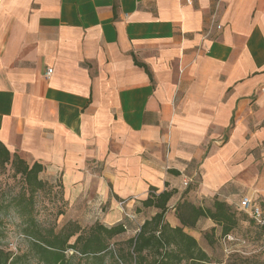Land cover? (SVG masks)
<instances>
[{"label":"crops","instance_id":"obj_1","mask_svg":"<svg viewBox=\"0 0 264 264\" xmlns=\"http://www.w3.org/2000/svg\"><path fill=\"white\" fill-rule=\"evenodd\" d=\"M263 85L264 0H0V142L79 224L134 234L151 189L173 228L183 200L264 213Z\"/></svg>","mask_w":264,"mask_h":264},{"label":"trees","instance_id":"obj_2","mask_svg":"<svg viewBox=\"0 0 264 264\" xmlns=\"http://www.w3.org/2000/svg\"><path fill=\"white\" fill-rule=\"evenodd\" d=\"M6 166L23 182L22 188L11 199V205L23 219V233L30 241L29 253L25 254H14L0 245V264H30L32 258L37 264H75L76 255L99 257L106 254L110 241L128 231L124 222L111 226L95 222L88 229L81 228L75 222H68L59 231L42 229L34 218V196L47 186L39 178L43 166L36 162L28 164L0 142V168ZM173 194L172 190L158 194L154 189L150 190L148 197L142 202V207L153 209L155 213L142 224L135 225L134 236L126 241L128 249L122 252L125 256L118 258V263L211 264L205 250L184 230L195 229L200 220L210 221L213 226L204 234V239L208 246H212L217 231L214 228H218L219 237L225 239L235 232L240 217L249 215L239 208V204L234 208L215 199L209 207H201L183 200L174 206L180 226L173 228L165 220ZM125 219L133 223L128 218ZM2 236L0 224V238ZM68 251L72 252L70 256H67Z\"/></svg>","mask_w":264,"mask_h":264},{"label":"rangeland","instance_id":"obj_3","mask_svg":"<svg viewBox=\"0 0 264 264\" xmlns=\"http://www.w3.org/2000/svg\"><path fill=\"white\" fill-rule=\"evenodd\" d=\"M46 183V188L37 192L34 196V218L40 227L59 231L68 222L79 224L78 221L81 215L78 211L68 210L67 202L63 198L60 188H58V182ZM22 186L23 182L20 177L14 176L9 166L0 168V204L2 205L0 207V224L3 232L0 245L14 254L29 253L30 240L23 233L24 221L15 212L14 206L11 205V199L15 197ZM134 220H132L133 223ZM92 224L94 223H81L79 225L81 228L88 229ZM102 224H105V222H102ZM135 225L137 226V223ZM200 229L197 230L200 235L198 242L200 247L207 252L211 264H264V227L257 225L249 215L246 214V217H240L235 232L225 239L219 237L218 228H214L217 231H215V242L212 246H208L204 239V234L208 233L211 227ZM133 236L132 230L128 228L125 234L110 241L111 244L106 254L99 257L76 255L74 263L116 264L118 258L122 259L125 256L122 252L128 249L126 241ZM71 254V251L67 252V256ZM30 264L37 263L32 258ZM181 264L186 263L182 262Z\"/></svg>","mask_w":264,"mask_h":264},{"label":"built area","instance_id":"obj_4","mask_svg":"<svg viewBox=\"0 0 264 264\" xmlns=\"http://www.w3.org/2000/svg\"><path fill=\"white\" fill-rule=\"evenodd\" d=\"M216 30H220L221 26L219 24L215 25ZM52 73V69H48L45 73V76H50ZM261 91H264V85L260 88ZM190 181L184 180L183 181V186L186 187ZM125 201L119 202L117 205L119 207V210L122 212L124 217L128 218L129 220H133V216L130 214L126 213L125 210L123 209L125 205ZM239 208L242 209L243 211L247 212L250 216V218L259 226L264 227V216L262 213L261 208L252 202V200L248 197H243L239 201Z\"/></svg>","mask_w":264,"mask_h":264}]
</instances>
